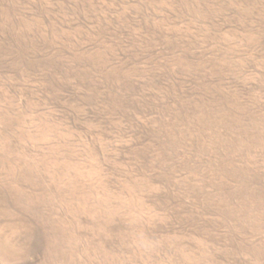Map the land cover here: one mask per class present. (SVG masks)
Listing matches in <instances>:
<instances>
[{
	"label": "rangeland",
	"instance_id": "374dc122",
	"mask_svg": "<svg viewBox=\"0 0 264 264\" xmlns=\"http://www.w3.org/2000/svg\"><path fill=\"white\" fill-rule=\"evenodd\" d=\"M0 264H264V0H0Z\"/></svg>",
	"mask_w": 264,
	"mask_h": 264
}]
</instances>
